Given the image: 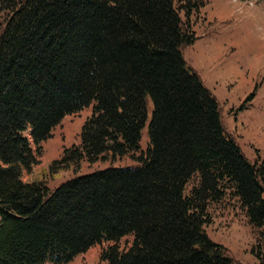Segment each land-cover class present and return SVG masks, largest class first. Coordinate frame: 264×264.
<instances>
[{"label":"trees","instance_id":"1","mask_svg":"<svg viewBox=\"0 0 264 264\" xmlns=\"http://www.w3.org/2000/svg\"><path fill=\"white\" fill-rule=\"evenodd\" d=\"M206 2L0 0V264H66L101 242L97 264H233L205 229L226 196L264 226V157L243 154L183 57ZM89 106L79 144L53 163L135 164L50 189L32 174L41 143Z\"/></svg>","mask_w":264,"mask_h":264},{"label":"rangeland","instance_id":"2","mask_svg":"<svg viewBox=\"0 0 264 264\" xmlns=\"http://www.w3.org/2000/svg\"><path fill=\"white\" fill-rule=\"evenodd\" d=\"M0 23H3L1 16ZM194 30L197 39L182 48L184 59L216 98L222 124L243 154L250 161L264 157V0H207ZM150 112L151 108L148 119ZM90 113L91 106L64 116L41 143L32 174L39 175L50 189L74 175L135 164L136 155L94 162L82 160L69 165L53 163L65 149L79 144L81 125ZM147 142L144 127L142 150ZM29 178L25 172L23 180ZM197 183L195 174L186 185L187 191ZM208 211L206 232L214 242L224 246L233 264H264V226L249 224L235 198L226 196L210 202ZM131 239L130 235L121 238L120 248L129 245ZM106 245V242L94 244L66 264H97L100 250Z\"/></svg>","mask_w":264,"mask_h":264}]
</instances>
